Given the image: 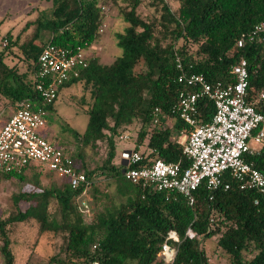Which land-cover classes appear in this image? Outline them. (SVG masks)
<instances>
[{
	"label": "trees",
	"instance_id": "16d2710c",
	"mask_svg": "<svg viewBox=\"0 0 264 264\" xmlns=\"http://www.w3.org/2000/svg\"><path fill=\"white\" fill-rule=\"evenodd\" d=\"M173 1L174 9L165 0H150L146 6L152 11L144 17L139 12L142 0H50L49 12L39 10L13 39L10 32L6 34L8 45L0 49L3 113L9 107L15 110L26 99L42 106L33 73L45 45L89 50L100 39L107 16L104 7L111 4L125 24L114 34L121 49L119 56L104 64L88 53L86 68L58 87L57 99L60 90L71 86H80L88 96L87 100L80 97V103L87 105L86 127L80 134L72 132L79 147L75 154H68L76 171L83 172L90 182L91 219L77 209L75 199L81 189L72 190L68 183L42 186L37 165L4 175L2 181L14 178L30 185L27 192L12 197L13 211L5 218L0 216L4 264H16L12 227L29 221L37 224L38 237L51 236L57 250L45 261H33L30 255L25 264H164L158 253L170 231L178 237V242L169 241L177 248L171 264H211L203 246L207 239H213L215 247L226 254L228 264H264V204H254V191L240 190L229 180L230 189L217 191L209 200L211 193L201 183L191 207L176 192L142 188L123 175V149L117 147L125 134L130 137L129 149L144 156L143 164L155 159L181 162L182 168L189 164L178 140L181 135L186 137L190 128L177 113L184 86L177 82L176 58L186 72L201 74L212 84L234 83L232 66L244 58L251 99L264 91V41L237 46L243 35L264 22V0ZM45 33V44H36ZM14 56L24 71L19 61L9 63ZM56 100L44 106L47 113ZM155 108L161 117L153 125ZM256 109L264 115V102ZM214 111L212 101L200 98L199 124L210 122ZM173 130L178 132L174 137ZM53 144L67 152L63 141L55 139ZM97 155L100 161L89 167L85 161ZM247 158L264 175V147ZM20 202L27 207L21 209ZM188 228L195 233L191 239L186 236Z\"/></svg>",
	"mask_w": 264,
	"mask_h": 264
},
{
	"label": "built area",
	"instance_id": "2783aa9c",
	"mask_svg": "<svg viewBox=\"0 0 264 264\" xmlns=\"http://www.w3.org/2000/svg\"><path fill=\"white\" fill-rule=\"evenodd\" d=\"M264 41V22L243 35L237 46L246 42ZM7 39L1 44L6 47ZM91 47V46H90ZM90 49V48H89ZM88 51L84 47L67 50L45 45L37 57L34 73V89L42 106H35L30 99L18 103L13 114L0 129V184L4 175L21 173L29 164L39 165L66 179L72 190L81 189L75 202L78 211L90 219L89 180L83 172L76 171L73 158L61 148L39 134L46 123V105L57 99L58 87L70 78H76L80 70L87 66ZM179 71L177 82L184 86L177 105L179 119L190 131L182 142V154L188 160L187 167L181 162H165L160 159L143 164V155L133 149H123L120 153L125 164L124 177L142 188L152 187L158 192H176L182 195L189 206L195 203L194 192L201 183L213 194L227 191L234 180L238 188L254 191L255 205L264 204V175L247 157L257 155L264 147V115L256 106L264 102V91L251 99L249 95L248 62L241 58L232 66L234 83H209L201 74L185 71L179 58L175 60ZM207 98L214 105L210 122L199 124L198 100ZM158 108L153 111V125L159 122ZM122 140L129 141L125 134ZM253 142L260 149L251 147ZM188 238L195 233L188 228ZM178 242L174 231H170L162 244L158 256L164 264H171L177 248L169 241ZM89 264H97L95 261Z\"/></svg>",
	"mask_w": 264,
	"mask_h": 264
},
{
	"label": "rangeland",
	"instance_id": "374dc122",
	"mask_svg": "<svg viewBox=\"0 0 264 264\" xmlns=\"http://www.w3.org/2000/svg\"><path fill=\"white\" fill-rule=\"evenodd\" d=\"M149 1L150 0H142V6L139 12L144 17L148 16L152 11V9L146 6ZM165 1L170 4L172 9L176 7L173 0ZM49 5L50 0H0V49L4 48L1 44L6 38V33L8 31H10L13 39L20 32L25 22L28 19L34 18V13L31 16L32 11H34L36 15L39 10L47 13L49 12L47 10ZM104 10L107 15L106 22L102 29L100 39L98 43H96V47H101V51L97 53L100 61L104 64H109L121 54V49L116 44L117 41L114 34L115 32L121 31L124 26L118 14L117 7L111 4L109 7L105 6ZM47 37L48 33H45L36 44H45ZM22 38L23 36L20 37V39ZM6 45H8V40ZM94 46V44L91 45L90 49L87 50L89 54L95 55L97 52L94 50ZM14 51L21 55L16 49H14ZM18 59V57L14 56L8 61L9 63L19 61L17 63L21 65L20 59ZM82 96L87 100L88 96L83 93L80 86H71L70 88H63L60 90L58 99L54 104V109L47 113L46 125L39 130V134L52 143H54L55 139H57L58 142L63 141L66 145L67 153L75 154L79 147L78 139L73 136L72 132L75 131L80 134L84 131L87 124V115L85 113L87 105L80 103V97ZM79 103L83 105V107L79 106ZM1 111L2 109L0 110V121L11 111V108L9 107L5 113ZM177 133L176 130H173V137L176 136ZM184 139V135L178 138L180 143L184 142ZM250 145L255 149L261 148L253 142H251ZM124 148H132L131 143L121 140L117 150ZM98 161H100L99 155L92 156L85 162L90 167L96 162L98 163ZM37 166L40 167L41 170L42 186L53 188L67 183L65 178L58 176L56 173L44 167ZM29 186L30 185L27 183L14 178L2 181L0 184V216L5 218L13 211L12 197L27 192L30 189ZM19 206L21 209H25L27 204L25 202H20ZM10 237L12 240L11 248L16 259V264H25L30 255H32L33 261H45L57 250L55 246H53L54 240H52L50 235L44 234L38 237V228L34 221L14 225L10 232ZM203 246L211 264H228V257L215 247L213 239L205 240ZM0 264H4L1 253Z\"/></svg>",
	"mask_w": 264,
	"mask_h": 264
},
{
	"label": "crops",
	"instance_id": "0c3cea01",
	"mask_svg": "<svg viewBox=\"0 0 264 264\" xmlns=\"http://www.w3.org/2000/svg\"><path fill=\"white\" fill-rule=\"evenodd\" d=\"M33 13H34V18H35V17H36V16H35L36 14H35L34 11H32L31 16L33 15ZM34 18H31V19H34ZM120 19H121V18H120ZM28 20H29V19H28ZM121 22H122V24H123V26H124V25H125L124 22H123L122 20H121ZM123 26H122V27H123ZM8 32H10V31H8ZM8 32H7V33H8ZM7 33H6V34H7ZM94 45H95V46H94V47H95L94 50L97 51V52L95 53V55L98 56L97 53L101 51V47H98V46L96 47V44H94ZM92 48H93V47H92ZM20 70H21V71H24V70H25V67H24V65H23L22 63H21V65H20ZM34 73H35V72H34ZM34 73H33V76H34ZM2 102H3V101H2ZM14 111H15L14 108H11V111H9V112L7 113V115L5 116V118H4L3 120L0 121V129H1L2 125H3V123H4L6 120H8V118L13 114ZM15 260H16V259H15Z\"/></svg>",
	"mask_w": 264,
	"mask_h": 264
}]
</instances>
